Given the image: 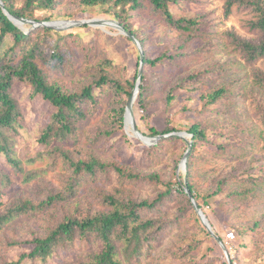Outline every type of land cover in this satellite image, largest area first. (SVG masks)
Listing matches in <instances>:
<instances>
[{
  "label": "trees",
  "instance_id": "obj_1",
  "mask_svg": "<svg viewBox=\"0 0 264 264\" xmlns=\"http://www.w3.org/2000/svg\"><path fill=\"white\" fill-rule=\"evenodd\" d=\"M0 1L10 15L36 23L54 18H75L81 13L94 11L116 21L132 35L142 46L144 55L141 82L134 101V106L137 105L143 113L141 122L148 131L147 134L140 130L143 135L157 137L182 130L167 120H163L161 129L151 125V105L158 102L152 97L156 94L162 96L166 111L184 92L189 93V101L198 97L203 109L194 113L192 109H183L193 118L191 125H182L191 142L184 177L181 173L179 176L176 174L178 159L174 161L171 176L164 179L158 174L142 175L117 161H104L91 150L82 154L77 144L83 135L89 146L119 135L126 136L124 113L127 102L124 97L132 95L137 71L134 77L124 76L127 73L125 66L116 64L111 58L90 65V57L99 48L105 54L98 45L100 41L109 43L116 40L100 29L84 25L78 30L59 31L27 24L24 30L23 26L11 22L0 7V196L8 200L7 204L0 203L3 207L0 211V264H57L66 252L81 248L76 247V241L82 245L77 251L79 259L67 264H139L141 261L160 264L158 260L151 262L156 259L152 251L169 228L179 226L182 220L191 221L192 227L209 240L212 237L200 221L184 190L185 186L210 226L212 222L206 211L209 201L218 202L212 209L214 214L218 210L230 219L244 203L260 195L259 190L264 192L261 179L264 169H255L252 162L241 166L236 156V153L245 151V144L250 145V138L237 131L241 121L239 112L247 97L250 106L255 109V116L264 124V0H220L225 17L234 12L249 17L244 26L253 33L250 38L242 37L233 30L222 34L225 47L242 60L243 66H237L249 70L251 87L247 93L241 86L235 85V79L203 89L201 79L216 75L218 67L191 65V71L187 69L186 63L191 57L196 59L199 53L193 49L192 41L207 40L209 34L210 24L204 15L197 12L187 16L188 4L197 0ZM57 9L62 11L58 16L55 15ZM135 26L137 30H134ZM79 30L87 31L80 33ZM156 32L162 33L155 36ZM168 33H175L176 38L170 40ZM117 39L131 43L128 37L119 36ZM203 43V54H207L208 43ZM77 55L84 58V73L88 77L78 89L67 91L62 79L73 72V58ZM94 58L96 56L91 59ZM137 61L138 69L139 57ZM258 63L263 67L257 68ZM119 67L124 71L122 78L109 71H116ZM15 85L26 87L29 102L34 103L39 98L51 107V114L39 129L36 139L43 150L35 155L39 160L48 155V168L26 169L25 164H32L35 158L25 163L15 150L16 138L24 121L22 107L13 94ZM218 108L217 114L221 117L217 123L204 119L202 114ZM98 114H101L99 123L82 132L81 125ZM260 137L264 142V137ZM174 143H181L184 153L187 151L184 140L168 136L157 140L155 145H143L141 159L147 161L151 155L163 152L167 144ZM126 144L132 146L128 139ZM117 148L122 149L120 146ZM57 158L65 167L61 190L50 191L44 199L35 200L9 193L12 176L20 177L23 185L41 184L46 174L56 169ZM225 161L235 165L226 170L227 166L219 164ZM204 163L210 164L211 168L202 171L207 185L201 188L196 176L199 166ZM5 167L9 172L4 171ZM112 178L117 186L111 191L104 189ZM142 183L152 184L154 192L149 197L136 198L132 188ZM246 183H250L251 187H246ZM90 191V197L101 205L102 210L94 211L87 203L84 194ZM169 204L177 206L173 218H170ZM21 217L42 223L36 230L30 231V239H22L24 236L20 235L8 240L5 231ZM262 224L261 220H257L250 225L232 224L228 227L235 237L244 239ZM196 236L183 234L178 249H175L176 246L168 248L174 260L180 264H216L218 260V264H229L220 255H213L215 248L203 253L201 260H195L193 254L202 244ZM187 237L191 239L185 243ZM218 237L222 240L221 236ZM23 245H29L31 249L14 260H8V253ZM246 248L247 245L241 243L231 257V264L240 262V249Z\"/></svg>",
  "mask_w": 264,
  "mask_h": 264
},
{
  "label": "rangeland",
  "instance_id": "obj_2",
  "mask_svg": "<svg viewBox=\"0 0 264 264\" xmlns=\"http://www.w3.org/2000/svg\"><path fill=\"white\" fill-rule=\"evenodd\" d=\"M61 12V10L58 11L57 9L55 11V15L58 16ZM186 12H188V17L192 16L193 13L200 12L205 16L207 23L210 24L209 34L206 37L207 40L201 38L192 41L193 49L198 50L199 53L196 59H193L194 57H191L190 61L186 63L187 69L191 71V65L200 66V68L218 67L219 72L216 75L201 79L203 83V89H210L220 83L233 81L235 79V85L241 86L243 88V91L247 93V90L251 87L249 70L247 68L237 66L238 64L240 66H243L242 60L240 59L239 55L232 53L225 47L222 34L226 30H233L242 37L250 38L253 33L249 32L248 29L244 26L245 21L248 20L249 17L245 14H238L235 12L231 16L225 17L223 4L220 0L193 1L192 3L188 4ZM38 17L40 18V15ZM95 19H103L105 21L112 20L105 15L90 11L81 13L75 18H54L51 21H83ZM79 27L66 29L65 31L73 29L78 30ZM92 28L100 29L104 34L109 37L116 38V40L109 41V43L100 41L98 45L104 49L105 54L103 53V50L99 48L93 56H96V58L91 59L93 57H90V65L93 66L100 60L111 58L116 64L125 66L127 73L124 76L128 74L130 77H134L136 71H138L137 59L139 57V53L135 45L132 44V42H128L127 40L117 39V37L119 36H126L119 32L116 28H111L109 26H96ZM23 29H26L24 25ZM134 30H137V26L134 27ZM85 31L87 30H79L78 32L83 33ZM161 33L162 32H156L155 36H158ZM168 37L170 38V40L175 39L176 34L174 33L173 35H171L170 33H168ZM204 41L208 43V47L206 48L207 54H203V51L205 49L203 43ZM149 49L152 50L154 48L150 47ZM84 61V58L79 55L73 58V64L75 65L73 72L69 73L67 77L62 79L67 91H75L87 79L88 74L84 73ZM256 67L262 68L263 65H261V63H258ZM109 71L117 78H122V75L124 74L123 69L120 67L116 71L111 69H109ZM13 94L19 101L24 113V121L22 123V129L19 131V135L16 138L15 150L19 158L26 163L28 160L35 158V155L39 154L40 150H43V148L39 144H37L36 139L39 129L46 124L51 114V107L49 106V104L40 100L39 98H36L34 103L29 102V91L23 85H15ZM188 96L189 93L187 92L180 94L178 98L173 102L172 106L166 111L162 103V96L160 94L154 95L152 99H156L158 102L154 103V106L151 105L152 110L150 113L153 116L151 125H154L161 129V126H163V120H167L170 121L171 125L180 127L179 129H182L178 133H186L182 125H191L193 123V118L188 114L187 111L183 109H192L193 113L195 111H203L198 97L194 96L195 98L197 97V100L189 101ZM262 97L264 100V95ZM129 98L130 97H124V101L128 102ZM249 101L250 100L247 97L245 102L242 104V109L239 112L241 121H239L238 126L240 128L237 131L241 132L243 135H245V137L250 138V145L245 144V151L243 153H236V156L239 165L247 166L250 162H252V166L255 167V169L259 170L258 167H262V169H264V142L260 137H264V124L255 116V109L250 106ZM218 110L219 108L202 115L208 122L210 121L212 123H217L221 117V115L217 114L219 113L217 112ZM220 112H222L221 108ZM142 115V111L139 110L137 105L134 106L133 104L134 123L139 131L141 130L144 133L148 134L147 129L141 122ZM100 118L101 114H98L90 122L82 124V132H85L97 125L100 121ZM124 130L126 136L119 135L112 139H109V141L99 143L94 146H89L83 135L81 136L77 145H79V147L81 148L82 154L91 150L104 161H117L120 164L134 168L142 175L158 174L164 179L171 176L174 168V161L175 159H178L179 164L176 169V174L177 176H179V174L181 173L183 177L186 175V171H182L180 168V164L185 154L181 143L167 144L163 152H160L156 155H151V157L147 158L146 161L145 159H141V155L143 154V145L144 147L155 145L157 143V141L155 142L154 140L155 137H150L147 134L143 135L140 132L143 136L150 138L149 145H145L140 140H138L133 132H128L125 127ZM135 138H137V140ZM189 138V136L185 137V139L187 140ZM127 139L131 142L132 146H128L126 144ZM184 141L186 142V140ZM118 146L122 147V149L118 150ZM133 147L136 148L134 149ZM71 148L72 147H70V149ZM135 157H138L139 160L137 161ZM33 161L34 162L32 164H25L26 169H30L33 167L34 169L48 168L50 163L48 155L43 156V159L41 160H39L38 157ZM56 161L58 163L56 169L53 171H49L43 178V183L41 184L34 182L35 184L23 185L21 184L20 177L12 176V185L10 187L9 193H11L12 196L21 195L24 198L35 200L44 199L50 191L54 193L57 190H61L63 183L61 182V176L63 175L62 172L65 167L62 165V160L60 158H57ZM219 164L221 165V167L227 166L226 170L235 165L234 163H229L228 161L219 162ZM208 168H211V165L204 163L199 166V169L197 171L196 182L201 188H206L207 181L206 177L202 175V171ZM4 171L9 172L6 167L4 168ZM261 179L263 181L262 184L264 187V173ZM184 180L185 178L182 179V182H184ZM115 186H117L116 181L114 178H112L111 182L104 186V189L111 191V189ZM246 187L250 188V183H246ZM132 191L134 192L136 198H146L153 194L154 186L149 183H142L138 187H133ZM204 191L205 189L202 190V192ZM259 191L261 196L257 194L251 200V202L244 203L241 206L240 210L237 213L235 212L234 216L231 215L232 217H230V219L224 216L222 212L218 210H216L214 214L212 212V209L216 208L218 202L209 201V205L206 207V211L210 215V220L212 222L211 228L217 236L219 235L222 237L221 242L223 243L226 252L218 243L214 241L212 237L209 240L207 236L201 234L200 232H197L192 227L193 223H191V221L184 219L181 221V224L179 226L170 227L169 230L161 237L158 246H156V248L152 251V255L155 256L156 259L152 260L151 262H155L158 260L160 264H180L178 260H174L172 255L169 254L168 248L170 246H176L175 249H178V242L181 241L180 239L182 238L183 234H187L188 236L191 234H196L197 239L201 241L202 244H200L197 251L193 254L195 260H201L203 253H207L209 251L208 249L215 248V252L213 253V255H220L224 260L231 264V257L234 256L233 254L238 250L241 243H243L244 245H247V248L240 249V253L238 255L240 262H237L236 264H263L264 192H262V190ZM91 194V191L90 193L86 192V195L84 194V196H86L87 198V203L92 207L94 211L102 210L101 205L95 203V201H93V199L90 197ZM7 201L8 200H6V197L0 196V203L7 204ZM169 205L171 207L170 218H173L174 213L177 211V206L172 204ZM2 209L3 207L0 206V211ZM257 220H261L263 224L259 226V229L256 232L246 235L244 239H239L234 235V239L231 240L227 236L230 231L228 226H231L232 224L250 225ZM41 223V221H35L28 217H21L12 225L11 229L5 231V236L8 240H12L17 236L23 235L24 237L22 239L28 240L31 236L30 231L36 230L35 228ZM186 239L187 241L185 243H187L191 238L187 237ZM76 247L82 248V245L79 241H76ZM81 248H75L73 251L66 252L64 256H61V259L57 260V264H63V262L67 264L71 261L76 262L79 259V253L77 251H79ZM30 249L31 247L29 245H23L19 248L12 249L8 253V260H14L22 252L29 251ZM229 253L231 254V256L229 255ZM218 261L216 264H218ZM144 263L145 262L141 261L139 264Z\"/></svg>",
  "mask_w": 264,
  "mask_h": 264
},
{
  "label": "water",
  "instance_id": "obj_3",
  "mask_svg": "<svg viewBox=\"0 0 264 264\" xmlns=\"http://www.w3.org/2000/svg\"><path fill=\"white\" fill-rule=\"evenodd\" d=\"M0 7L3 9L5 15L8 17V19L13 22L16 26H23V25H27L30 24L32 25V27H37V26H45L47 28H51L54 30H59V31H65L66 29H72L74 27H79L82 25H88L90 27H102V25H114V27L121 32L123 35H125L126 37L129 38V40L132 42V44L135 45V47L138 50L139 53V66H138V71H137V76H136V80H135V87L133 89L132 95L130 96L127 104H126V108H125V113H124V127L126 129V120L128 115L131 117V101L137 96L138 93V88H139V84L141 82V77H142V70H143V49L142 46L140 45V43L132 36L130 35L128 32H126L116 21H112V20H103V19H95V20H83V21H48V22H34V21H27L24 19H20L17 17H14L12 15H10L4 8H3V4L0 1ZM132 131L139 136L140 138L138 140H140L143 144L145 145H149L150 143V138L143 136L140 131L136 128L134 122L132 123ZM168 136H177L181 139L186 140L187 143V151L185 152L182 162L180 164V168L182 166V171H186V165H187V159L189 156V152H190V148H191V142H189L187 139H185L186 136H189L187 133H171L169 135H164V136H157L155 137V142L161 138L164 137H168ZM190 137V136H189ZM186 184V183H185ZM185 192L187 193L189 199L192 202V205L194 206L201 222L203 223V225L205 226V228L207 229V231L209 232V234L212 236V238L214 239V241L216 243H218L223 250L226 252V249L223 245V243L221 242V240L219 239V237L213 232L210 224L207 221L206 216L203 214V212L201 211V209L198 207L197 203L195 202V200L193 199L189 189L185 186L184 187Z\"/></svg>",
  "mask_w": 264,
  "mask_h": 264
},
{
  "label": "bare ground",
  "instance_id": "obj_4",
  "mask_svg": "<svg viewBox=\"0 0 264 264\" xmlns=\"http://www.w3.org/2000/svg\"><path fill=\"white\" fill-rule=\"evenodd\" d=\"M106 26H109L111 28H115L114 25H102V27H106ZM134 101H135V98L131 101V117L128 115L127 117V120H126V130L128 132H133L132 131V123L134 122V117H133V104H134ZM135 124V123H134ZM136 126V125H135ZM137 128V127H136ZM133 134L139 139L140 137L137 136L134 132ZM181 169H182V166H181Z\"/></svg>",
  "mask_w": 264,
  "mask_h": 264
},
{
  "label": "built area",
  "instance_id": "obj_5",
  "mask_svg": "<svg viewBox=\"0 0 264 264\" xmlns=\"http://www.w3.org/2000/svg\"><path fill=\"white\" fill-rule=\"evenodd\" d=\"M231 240H233L234 239V234L233 233H231V232H229L228 233V235H227Z\"/></svg>",
  "mask_w": 264,
  "mask_h": 264
}]
</instances>
